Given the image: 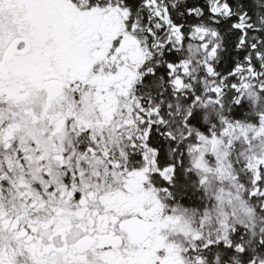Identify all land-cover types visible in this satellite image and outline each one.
I'll return each mask as SVG.
<instances>
[{
    "label": "snow or ice",
    "instance_id": "snow-or-ice-1",
    "mask_svg": "<svg viewBox=\"0 0 264 264\" xmlns=\"http://www.w3.org/2000/svg\"><path fill=\"white\" fill-rule=\"evenodd\" d=\"M0 264H264V0H0Z\"/></svg>",
    "mask_w": 264,
    "mask_h": 264
}]
</instances>
